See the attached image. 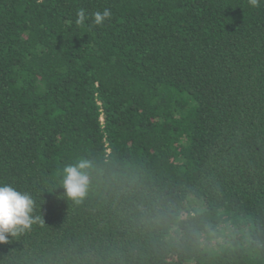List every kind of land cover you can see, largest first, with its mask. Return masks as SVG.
Returning a JSON list of instances; mask_svg holds the SVG:
<instances>
[{
  "label": "trees",
  "instance_id": "1",
  "mask_svg": "<svg viewBox=\"0 0 264 264\" xmlns=\"http://www.w3.org/2000/svg\"><path fill=\"white\" fill-rule=\"evenodd\" d=\"M0 185V264H264V0H0Z\"/></svg>",
  "mask_w": 264,
  "mask_h": 264
},
{
  "label": "clouds",
  "instance_id": "2",
  "mask_svg": "<svg viewBox=\"0 0 264 264\" xmlns=\"http://www.w3.org/2000/svg\"><path fill=\"white\" fill-rule=\"evenodd\" d=\"M262 0H249L252 7H259ZM112 12L104 9L93 13V22L102 25L110 19ZM86 19L85 10L77 13V24H83ZM89 167L87 161H80L64 168L63 186L66 194L71 198L83 197L88 186L89 177L85 169ZM33 199L28 193L18 191L10 185H0V242L6 239V234L16 235L28 228L32 223Z\"/></svg>",
  "mask_w": 264,
  "mask_h": 264
}]
</instances>
